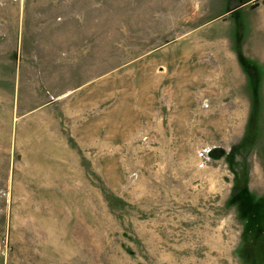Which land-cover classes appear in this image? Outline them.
Masks as SVG:
<instances>
[{
  "label": "rangeland",
  "instance_id": "1",
  "mask_svg": "<svg viewBox=\"0 0 264 264\" xmlns=\"http://www.w3.org/2000/svg\"><path fill=\"white\" fill-rule=\"evenodd\" d=\"M0 264H264V0H0Z\"/></svg>",
  "mask_w": 264,
  "mask_h": 264
}]
</instances>
